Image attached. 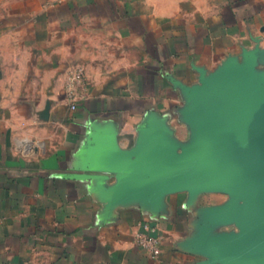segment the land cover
<instances>
[{"label": "crops", "instance_id": "obj_1", "mask_svg": "<svg viewBox=\"0 0 264 264\" xmlns=\"http://www.w3.org/2000/svg\"><path fill=\"white\" fill-rule=\"evenodd\" d=\"M234 118L264 134V0H0V264L250 262L264 167L191 158Z\"/></svg>", "mask_w": 264, "mask_h": 264}, {"label": "water", "instance_id": "obj_2", "mask_svg": "<svg viewBox=\"0 0 264 264\" xmlns=\"http://www.w3.org/2000/svg\"><path fill=\"white\" fill-rule=\"evenodd\" d=\"M191 158L204 162L207 166H227L248 168L264 167V134L253 139L246 133L241 119H231L227 130L214 136L208 144ZM258 188L264 192V176L257 180ZM261 221L253 226V235L246 240L243 250L251 259L246 264H264V207L260 210Z\"/></svg>", "mask_w": 264, "mask_h": 264}, {"label": "built area", "instance_id": "obj_3", "mask_svg": "<svg viewBox=\"0 0 264 264\" xmlns=\"http://www.w3.org/2000/svg\"><path fill=\"white\" fill-rule=\"evenodd\" d=\"M57 2H62L63 0H55ZM86 71L82 67L74 69L67 76L66 80V98L72 109L76 108L77 101L79 99V90L86 82ZM150 229V228H149ZM148 229V230H149ZM153 232V229L149 230ZM137 245L146 250L151 257L158 258L160 256V244L159 238L154 237L150 234H138L136 236Z\"/></svg>", "mask_w": 264, "mask_h": 264}]
</instances>
